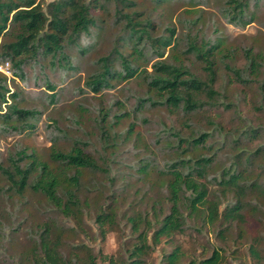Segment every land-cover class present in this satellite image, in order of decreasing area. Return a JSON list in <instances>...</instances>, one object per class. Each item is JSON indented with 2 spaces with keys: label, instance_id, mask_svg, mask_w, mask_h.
<instances>
[{
  "label": "trees",
  "instance_id": "1",
  "mask_svg": "<svg viewBox=\"0 0 264 264\" xmlns=\"http://www.w3.org/2000/svg\"><path fill=\"white\" fill-rule=\"evenodd\" d=\"M150 1L153 9L180 3L183 8L177 22L183 31H178L171 19L155 23L150 13L139 8L138 0H50L45 7L38 0H0V65L7 64L10 72L7 75L0 70V137L38 127L43 114L60 103L68 76L85 73L78 55L96 46L106 25L117 28L111 45L92 59L82 85L74 87L75 95L89 91L101 99L118 83L138 79L143 93L136 96L133 111L166 106L188 116L205 103H221H216L219 91L214 88L221 64L241 82L250 80L247 73L252 75L258 83L256 109H264L262 53L251 45L243 46L245 64L235 65V47L227 46L220 27L223 23L244 28L257 21L264 0ZM209 5L217 9L220 22L203 15L204 6ZM190 55L201 62L205 76L189 65ZM85 103L76 100L80 110L85 109ZM114 104L123 106L119 99ZM93 108L104 142L100 152L93 151L88 139L77 134L67 137L61 118L52 114H47L44 122L50 141L48 160L19 140L0 151V264H101L84 244H73L72 251L65 249L71 230L55 214L81 225L88 212L89 193L96 191V196L109 198L104 205L96 198L93 217L104 236V226L115 224L122 204L113 192L122 176L109 166L108 159L115 157L110 153L118 141L131 136L140 140L142 136L135 121L128 122L124 130L115 127L129 114L126 109L113 111L101 101L94 102ZM79 116L73 115L75 125ZM141 120L145 123L147 118ZM216 125L211 131L193 129L183 134L172 124H163L154 139L162 161L151 150L139 155L134 151L137 178L147 182L155 169L163 184V200L150 197L142 207L123 210L121 216L130 234L115 253H102L103 260L108 264H143L158 243L183 231L191 219L201 225H216L222 238L233 225L238 235L245 234V210L256 214L264 203V120L255 124L242 121L232 131L226 129L219 146L214 144L222 129ZM61 139L67 144H61ZM220 147L226 150L225 159L217 156ZM95 173L106 181L89 187ZM84 176L91 181H85ZM38 212L41 218L36 217ZM249 250L260 257L253 243ZM183 256L180 246L174 245L161 251L158 264H222L225 252L213 246L201 257L181 263Z\"/></svg>",
  "mask_w": 264,
  "mask_h": 264
},
{
  "label": "rangeland",
  "instance_id": "2",
  "mask_svg": "<svg viewBox=\"0 0 264 264\" xmlns=\"http://www.w3.org/2000/svg\"><path fill=\"white\" fill-rule=\"evenodd\" d=\"M44 7L50 0H38ZM139 8L145 10L146 13H150L154 17V22L164 23L171 19L176 23L177 30L183 31L180 23L177 22V17L182 11L183 6L180 3L167 5L163 8L153 9V4L150 0H138ZM189 14V13H184ZM106 17L107 15L103 14ZM203 15L205 17H211L220 22V17L217 14V9L214 5L204 6ZM223 22V21H222ZM222 34L226 38V44L228 47H235L233 62L237 66H243L245 64V58L242 54L243 46H253L255 52H261L264 57V5L260 10L259 19L255 22L247 24L244 28L236 27L231 24H220ZM116 27L105 26V30L102 36L98 39L96 46H94L89 52L83 56L78 55V62L81 67L86 70L92 67V59L99 53H104L111 45V38L115 32ZM73 52L77 51L73 49ZM187 62L192 69L199 75L205 76V72L202 69L201 62L194 59L193 56L187 58ZM264 69V60H263ZM7 64L0 65V70L10 75L7 69ZM84 72L79 75L76 73L74 76H68L65 86L67 89L61 94V101L55 107L48 109L44 114L42 120L39 122L38 127L31 132H24L20 135L10 137H0V151H4L6 147L12 144L13 141L19 140L22 145L29 148L36 149L42 158L48 160V150L50 141L48 140V130L44 125L47 114L57 115L61 118L60 124L66 129L67 137L77 134L83 139L89 140V145L95 153L100 152L104 145L103 140L100 138L99 128L96 126V119L99 117L96 115L93 108L94 102H100L105 107L115 110L126 109L129 114L123 117L119 124L115 127L118 129H125L128 122L135 121L136 129L141 130V139L136 140L134 136H131L125 141H118L113 148L111 156H115L109 160V166L118 172L117 187L113 192L115 197H119L122 201L121 210L117 215L116 222L113 225H105L106 232L104 236L100 232L97 224L94 222V211H96V198L100 202H108L109 198L103 195H95L96 191L89 193L90 204L88 206V212L84 214V221L81 225H76L72 218H66L60 213L55 214L58 216V221L64 225H69V231L67 240L65 243V249L72 251L73 244L88 246L96 255L97 262L101 264H108L106 260H103L102 253H115L119 248L121 241L129 235V227L125 218L121 216L122 211L128 209L131 211L133 208L142 207L145 200L148 198H161L163 200V184H161L160 176L154 170L150 171L149 176L146 178L147 182H143L137 178L136 166L133 163L136 160V153H144L145 151H153L157 153V159L162 161L161 153L158 152L156 147V133L161 130L163 124L168 126L173 125L175 129L183 134L189 133L190 130H208L211 131L214 122H217L216 126L222 129V134L218 136L217 142L214 145H220L225 130L232 131L233 127L239 125L242 121H249L252 124L264 120V109H256V103L258 101L257 96V81L252 78V75L246 74L250 78L249 81L241 82L234 78L232 73L226 72V69L221 64L218 65V73L216 81L214 82V88L218 89L219 94L217 96V102H221L218 105H212L211 103L203 104L202 108H199L195 113L188 116H184L181 110L170 111L166 106L149 107L146 106L139 111L132 110L133 105L136 103V96L143 93V84L138 79L126 80L118 83L116 87L110 92H104L101 99L99 96L92 95L89 91L82 95H75L73 91L77 84L82 85ZM263 79V78H262ZM20 83V81H18ZM21 86V85H20ZM28 95V94H27ZM29 98L31 95H28ZM205 98L204 95H202ZM257 97V98H256ZM119 99L123 106H115L114 100ZM76 100H80L85 103V109L80 110V107L76 105ZM120 104V103H119ZM52 112V113H50ZM79 114L80 122L75 125L73 121V115ZM146 117L145 123L141 120V117ZM109 120V116H108ZM216 133V132H215ZM217 134V133H216ZM217 137V136H216ZM121 140V137L118 138ZM67 144L65 140L60 143ZM61 143V144H62ZM116 144V143H115ZM147 145L148 147H146ZM146 147V148H145ZM137 150V152H134ZM225 148H219L217 156L225 159ZM98 156V154H96ZM136 163V162H135ZM113 170V171H114ZM254 173L256 169L253 170ZM100 173H95V176L90 182L89 187H94L100 183V180L105 183L106 179L101 178ZM158 175V176H157ZM85 181H91V177L84 176ZM138 187V192L135 193V188ZM88 191V190H85ZM108 191V190H107ZM106 191V193H107ZM151 201V199H149ZM149 203V202H148ZM30 205V203H29ZM104 205V203H102ZM223 203L220 208L223 207ZM41 210V209H39ZM52 214V212H51ZM247 222L242 225L246 232L244 235H238L236 226L233 225L227 237L222 238L217 234L216 225H208L194 222L192 219L187 220V225L183 231L174 233L169 238H164L153 249L152 253L147 256L143 264H158L161 258V251H169L174 245H179L183 250L184 256L181 259V263L187 261L190 257H201L203 254L210 252L213 246L222 247V251L225 252V258L222 264H264V203L260 206L256 214L249 213V210H245ZM36 217L41 218V215L35 213ZM153 229H151L152 231ZM23 243L22 240H19ZM24 241V240H23ZM253 243L260 251V257L253 256L249 250V245ZM83 254V249H80Z\"/></svg>",
  "mask_w": 264,
  "mask_h": 264
}]
</instances>
